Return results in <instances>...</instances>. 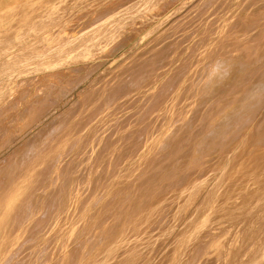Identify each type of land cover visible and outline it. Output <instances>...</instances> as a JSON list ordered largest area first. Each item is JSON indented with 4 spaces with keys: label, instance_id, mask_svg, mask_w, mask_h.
<instances>
[{
    "label": "rangeland",
    "instance_id": "obj_1",
    "mask_svg": "<svg viewBox=\"0 0 264 264\" xmlns=\"http://www.w3.org/2000/svg\"><path fill=\"white\" fill-rule=\"evenodd\" d=\"M44 7L39 11H5L3 15L0 167L5 165L6 170V159L15 151L30 155L50 134L65 129L68 135L56 145L55 152L74 151L79 154L76 160H81L51 179L39 172L23 174L19 178L27 179L18 187L13 186L19 179L15 173L5 175V180L11 182L0 194V264H49L56 260L66 238L85 219L80 207L71 213L76 220H67L65 227L63 220L59 222L62 231L49 236L48 230L55 228L61 215L57 209L63 208L73 186L85 185L86 167H94L101 185V181L113 185L133 174L148 153L170 137L177 118L190 114L195 107L193 94L209 78L213 66L239 61L243 54L251 58L242 59L247 64L232 81L225 71L214 84L206 85L212 101L210 107L195 112L200 126L191 124L180 140L171 135L166 153L172 152L178 142L187 140L186 146L209 142L204 138L207 131L219 137L217 128H209L214 121L226 119L235 104L242 101H246L243 109L253 103L247 112L255 113L261 109L264 93L255 100L247 97L263 78L260 75L264 66L259 68V63L252 62L259 53L264 55V0H51ZM39 21L45 24L36 28ZM216 42L219 46H214L212 52ZM5 44L9 45L5 48ZM51 48L55 50L52 60L44 57ZM5 50L9 52L5 54ZM171 86L166 105L152 114L150 110L162 100L157 97L159 93ZM209 117L212 123L203 125ZM245 131L248 137L240 157L228 152V144H224L207 164L214 165L217 154H223L221 170L215 175L207 176L208 166H199L169 188L176 190L185 182L202 181L197 213L177 227L187 233L189 225V232L194 231L191 247L185 248L188 255L194 252L195 244L205 240L202 236L216 232L218 225L232 228L245 223L249 214L264 217L260 210L264 205V168L259 172L263 163L247 169L253 161L264 159V141H253L264 137V127L260 128L256 118L249 119ZM72 177L74 181H70ZM249 177L255 181L247 185L245 178ZM229 185L234 186L214 215ZM171 196V191L158 195L150 208ZM208 197L212 203L206 207ZM62 215L64 218L66 214ZM256 223L263 226L259 219ZM144 228L136 226L129 231L142 232ZM195 232L202 236L195 239ZM46 236L50 240L40 249V241ZM76 237L67 245L78 246L81 234ZM208 240L214 241V237ZM238 247L233 248L231 257ZM254 249L252 245L248 251Z\"/></svg>",
    "mask_w": 264,
    "mask_h": 264
},
{
    "label": "bare ground",
    "instance_id": "obj_2",
    "mask_svg": "<svg viewBox=\"0 0 264 264\" xmlns=\"http://www.w3.org/2000/svg\"><path fill=\"white\" fill-rule=\"evenodd\" d=\"M50 1L0 0V26L3 23L5 11L27 10V8H30V11H39L44 9L46 7H44V4L46 5ZM50 12H52V9ZM35 14L38 15V12ZM30 22L29 25H31ZM34 24L32 23V25ZM44 24L45 22L39 21L36 23V28ZM256 43H253V46ZM8 45L5 44V48ZM214 46H219V43L213 44L211 47L212 52L216 49ZM248 47V45H245L244 48ZM52 49H48L44 57L52 60V55L55 53V50ZM8 52L5 50V54ZM244 58L251 59L243 54L239 56V61L231 60L217 64L215 67L213 66V69L208 73V81L206 80L193 94L195 107L189 111L190 114L188 116L177 118V123L171 132V135H174L173 138H179L180 140L185 134V130L193 123H199L200 126L201 121L197 120L195 112L201 107H210L212 101V96L205 90L206 85L214 84L215 78L220 72L225 71L231 76L230 80L232 81L233 76L240 73L246 66L247 63L242 61ZM253 59L252 63H259V68L264 66L263 54L259 53ZM184 66L185 64L182 67ZM75 70L71 69V72ZM260 77L263 78L256 89H253L247 96L250 97L249 101L256 98L259 99L263 93L264 69ZM171 89L172 86L169 90H163L159 93L157 97L162 100L150 110L152 114L155 110L161 109V107L166 105V98L170 96ZM261 97V109H257L255 113L247 112V108L253 103L243 109L246 101H242L235 104L226 119L214 121V123L218 124H211V117L203 122V125L206 126L211 124L209 126L210 129L217 128L219 134H221L219 137H214L210 131H207L204 137L209 140L207 143L197 145L191 142L189 146H186V140L178 142L172 152L166 153L164 150L169 145L168 139L171 138V135H169L170 137H166L167 139L163 141L156 151L148 153V157L140 164L139 169H135L136 171L132 170L133 174L127 175L121 181L114 184L111 181L113 185L104 181H101L102 185L99 184L98 181L100 179L96 174V170L89 164L86 167L87 178L85 185L76 184L68 193L63 208L57 209V211L59 210L57 214L61 215H59V219L58 215L56 216L58 220L55 223V228L48 230L49 236L62 231V229L58 228L61 226V223H59L61 220H63L64 227L67 224V220H76V217H71V213L79 207L81 217L85 219L74 231L75 233L73 232L71 237L66 238V245L60 249V253L55 257L56 260L51 261L49 264H158L160 259H162V264H264V217H251L252 214L245 217L247 220L245 223H238L232 228L218 225L216 232H208L206 236L195 232V239L202 236L205 237V240L200 244H195L194 252L191 251L189 255L186 254L185 248L191 247L194 231L189 232V225L186 226L187 233H183L182 228L177 227L186 217H191L197 213V198L202 181L185 182L177 185L176 190L169 189L175 187L174 185L182 178V175L191 172L196 167L203 166L207 169L208 162L213 161L215 153L224 144H228V152H234L236 158L240 157L244 152V142L248 137L247 132H243L246 122L249 119L256 118L260 128L264 127V114L260 117L261 112H264V93ZM151 105L146 109L147 115ZM67 135L68 131L66 129L54 135L50 134V137L43 142L42 147L33 150L30 155L22 156L21 152L23 150H17L11 157H8L6 159L8 161L6 170L5 165L0 167V190L3 188L0 194L5 193V185L11 182L5 180V175L9 171L10 176L15 173L18 178L23 174L29 175L39 172L41 176H45V179H51L63 168L79 162L81 159L76 160L79 155L77 152L70 151L66 154L55 152L56 145ZM191 138L193 136L189 137V139ZM253 141L261 143L264 141V137L261 135L259 138H254ZM33 147L37 148L36 146ZM221 151L224 153L223 150ZM24 152H27L26 149ZM249 155L250 152H248L247 156L249 157ZM175 157L182 158L172 160ZM217 158L214 165L208 166L207 176L210 174L215 175L221 170V165L224 162L223 154L218 153ZM262 163V168L259 170L261 172L264 168L263 158L250 163L247 169H252ZM26 179L27 177L19 178L14 181L13 186H20ZM71 180L74 181L75 178L72 177L70 178ZM245 180L247 185L255 181L251 177L245 178ZM233 186L229 185L223 192L219 208L213 213L214 215L219 212L227 191ZM216 188L214 187L215 190ZM85 191L87 192L81 196V193ZM166 191H171L172 196L162 199V203L150 208L153 203L152 200ZM211 200L212 198L208 197L206 207H209V204L212 203ZM260 210L264 213V205ZM62 214H66L64 218ZM258 219L263 222V226L257 225ZM136 226L145 228L142 232L130 233L129 230H133ZM77 234H81L80 244L72 248L70 244L67 245V242H70L72 238L75 240ZM208 237H214V241L208 240ZM49 240L50 237L48 236L45 239L42 238L40 242L43 245H40V249L43 246L45 247V243ZM73 244L75 243L73 242ZM237 244H239L238 250L231 257L233 248ZM252 245L255 249L249 252L248 250ZM186 255H188L186 260H182Z\"/></svg>",
    "mask_w": 264,
    "mask_h": 264
}]
</instances>
